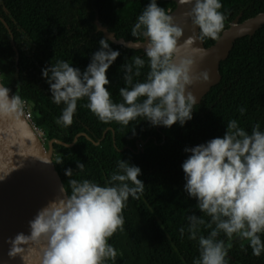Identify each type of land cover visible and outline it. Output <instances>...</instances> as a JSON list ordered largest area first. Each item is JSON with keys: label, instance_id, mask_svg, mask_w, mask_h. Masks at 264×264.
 Returning <instances> with one entry per match:
<instances>
[{"label": "trees", "instance_id": "16d2710c", "mask_svg": "<svg viewBox=\"0 0 264 264\" xmlns=\"http://www.w3.org/2000/svg\"><path fill=\"white\" fill-rule=\"evenodd\" d=\"M148 3L149 0H0V18L7 24L18 52L16 63L11 36L0 21V80L30 105L32 121L43 130L47 143L57 140L69 145L81 133L92 140L80 136L72 147L54 144L55 167L69 193L71 179L106 185L119 171L121 160L141 169L138 178L145 184L144 191L138 199L129 198L123 210V230L108 240L118 255L105 264H194L200 256L199 236L206 237L211 229L200 226L197 239L189 238L188 217L202 216L206 224L210 217L201 213L197 201L184 191L182 164L190 154L185 149L223 137L231 120L249 134L256 125L264 131V25L251 37L234 42L228 57L220 63L221 80L194 107L193 119L184 126L177 123L171 128L154 127L143 117L127 126L115 121L104 123L87 107V97L77 102L70 126L58 124L66 106L53 102L49 84L42 77V69L59 61L82 72L86 69L92 54L99 50V41L105 39L96 31V16L117 39L144 41L142 34L134 36L132 30ZM157 3L167 13L175 7L173 2ZM220 3L219 11L225 16L222 31L238 16L242 22L264 13V0ZM217 39L202 38L205 47ZM107 41L120 52L107 77L113 101L122 103L119 89L127 85L121 66L132 63V57L144 59L141 75L134 77V83L143 82L150 71L148 58L141 50ZM80 163L84 164L83 170L77 168ZM69 168L71 177L65 176ZM181 228L185 230L183 235ZM217 239L230 245L228 264H264V252L254 256L248 241L238 237L229 241L222 232Z\"/></svg>", "mask_w": 264, "mask_h": 264}, {"label": "clouds", "instance_id": "9594fccd", "mask_svg": "<svg viewBox=\"0 0 264 264\" xmlns=\"http://www.w3.org/2000/svg\"><path fill=\"white\" fill-rule=\"evenodd\" d=\"M190 4L186 13L199 37L217 39L224 28V14L220 0H181ZM132 34H142L147 39L145 54L150 71L143 82H135L141 75L145 60L132 57L125 63L123 77L126 87L119 89L122 103H116L109 91L107 72L120 56L107 39L99 41V50L82 72L68 62L59 61L42 69V77L56 104L66 107L57 120L70 126L77 102L85 97L87 107L100 121L127 126L143 117L152 126L171 128L177 123L184 126L193 119L197 97L189 91L196 83L210 80L207 70L196 73L199 55L206 53L193 47L196 35L189 36L180 45L183 29L157 0H149L137 18ZM191 48V54L179 56L181 48ZM143 98V99H142ZM21 98L11 89L0 86V114L16 111L23 105ZM241 112L244 109H240ZM190 153L182 164L185 174L184 191L197 201L201 213L210 217L206 224L202 216L188 217L190 239H197L200 226L211 229L205 237L199 236L200 256L194 264H228L229 246L218 240L220 233L228 238L238 237L249 242L252 254L259 257L264 252V131L256 125L249 134L231 120L223 137L205 144L186 148ZM83 170L84 164H77ZM119 171L111 175L104 186L87 179L68 181L70 193L61 185L60 195L37 210L28 222L29 232L17 233L9 238L8 256L31 250L39 245L41 264H105L115 260L118 253L108 240L123 230V210L129 198L138 199L145 184L138 177L141 169L121 160ZM72 169L65 171L71 177ZM213 225L215 227H213ZM184 228L180 229L181 234Z\"/></svg>", "mask_w": 264, "mask_h": 264}, {"label": "water", "instance_id": "95a60500", "mask_svg": "<svg viewBox=\"0 0 264 264\" xmlns=\"http://www.w3.org/2000/svg\"><path fill=\"white\" fill-rule=\"evenodd\" d=\"M163 1L175 4L174 9L168 14L183 29L180 45H183L184 40L189 36L196 35L197 40L193 47L206 53L203 60L199 55L196 56L195 71L199 73L207 70L210 80L207 83L198 82L189 89L197 97V104H199L211 87L221 80L220 63L228 57L234 42L245 36L251 37L264 25V13H259L242 22H239V16L236 17L212 45L205 47L203 40L199 37V28L194 26L191 19L186 16L191 5L183 4L181 0ZM0 21L11 36L17 63L18 52L13 36L5 21L2 18ZM94 24L96 31L101 32L104 38L113 44L145 53L146 38L144 41L137 42L117 39L99 22L97 16ZM190 54L191 48L182 47L179 56ZM0 86H3L1 80ZM80 136L92 141L81 133L69 145L50 140L45 148L19 109L6 115L0 114V264H41L39 245H33L31 250L26 249L24 253L10 258L8 256L10 245L7 241L19 232L28 234V222L35 216L37 210L60 195L59 189L63 183L54 163V144L72 147ZM104 136L105 133L103 138ZM95 144L98 145L99 141Z\"/></svg>", "mask_w": 264, "mask_h": 264}, {"label": "built area", "instance_id": "2783aa9c", "mask_svg": "<svg viewBox=\"0 0 264 264\" xmlns=\"http://www.w3.org/2000/svg\"><path fill=\"white\" fill-rule=\"evenodd\" d=\"M18 109H19V112L24 117V119L29 123V125L33 129V131L36 134V136L39 138V140L45 146V144L47 143V141H46L44 132H43L42 129H40L39 127H37L35 125V123L32 121V115H31L30 105L27 102L24 101L23 105L20 108H18Z\"/></svg>", "mask_w": 264, "mask_h": 264}]
</instances>
